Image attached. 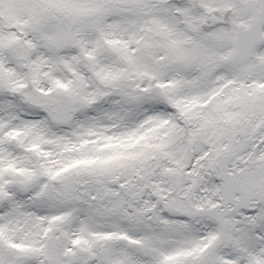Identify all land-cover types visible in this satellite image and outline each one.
I'll return each instance as SVG.
<instances>
[{
	"label": "snow or ice",
	"instance_id": "snow-or-ice-1",
	"mask_svg": "<svg viewBox=\"0 0 264 264\" xmlns=\"http://www.w3.org/2000/svg\"><path fill=\"white\" fill-rule=\"evenodd\" d=\"M0 264H264V0H0Z\"/></svg>",
	"mask_w": 264,
	"mask_h": 264
}]
</instances>
